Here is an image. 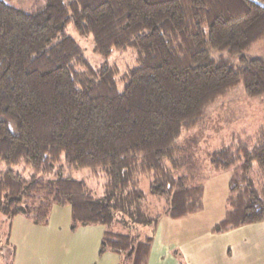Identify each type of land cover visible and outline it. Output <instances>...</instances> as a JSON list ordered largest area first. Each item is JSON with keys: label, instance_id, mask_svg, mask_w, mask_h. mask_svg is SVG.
Masks as SVG:
<instances>
[{"label": "trees", "instance_id": "trees-1", "mask_svg": "<svg viewBox=\"0 0 264 264\" xmlns=\"http://www.w3.org/2000/svg\"><path fill=\"white\" fill-rule=\"evenodd\" d=\"M255 2L264 5L44 0L26 12L0 0V163L31 171L29 179L0 171V217L44 225L52 206H68L72 230L104 227L100 254L146 264L162 217L203 210L200 133L183 134L238 86L264 100V55L254 53L264 43V9ZM68 25L90 35L100 56L135 50L139 66L123 75L122 93L115 69L94 70L65 34ZM62 158L69 171L99 168L102 197L64 176ZM207 163L209 172L230 171L224 215L211 233L264 222V124L252 135L231 134ZM147 196L164 203L159 214Z\"/></svg>", "mask_w": 264, "mask_h": 264}, {"label": "rangeland", "instance_id": "rangeland-1", "mask_svg": "<svg viewBox=\"0 0 264 264\" xmlns=\"http://www.w3.org/2000/svg\"><path fill=\"white\" fill-rule=\"evenodd\" d=\"M4 1L26 12H35L44 3V0ZM65 34L70 36L81 48L85 59L94 70H98L102 66L115 69L117 90L122 93L124 88L123 75L129 69L139 66L136 61L135 50L132 48L112 50L108 56L103 57L95 52L93 38L90 35L79 36L71 25L66 27ZM58 39L59 36L54 39V42ZM254 53L264 55V43L257 45ZM216 105L209 110L208 118L200 128L183 134L184 137H191L200 133L195 152L196 158L202 162L203 167L199 172V177L202 179L201 183L204 186L203 211L199 212V216L206 218L207 214H210L213 219L222 217L224 214L230 177L228 173L230 171L209 172L207 154L218 148L221 142L228 140L231 134L242 137L252 135L259 126L264 124L263 98L247 97L241 86L234 88ZM61 161L60 166L64 170V176H70L76 181L84 182L92 196L95 198L102 197L104 177L99 168L95 171L90 168L69 171L64 167L63 158ZM5 170L19 173L26 179H29L31 175L30 169L23 165L7 166L0 163V171ZM140 187L145 193L147 192L148 183L145 178L142 179ZM147 197L149 198H147V208L150 212L159 214L164 208V203L153 197ZM51 210L53 213L48 226L36 225L37 231L35 232H33V228H29L27 225H19L14 227L11 234L9 233L8 219L0 217V264H53L54 261L58 260L62 246L66 244V238L68 239L67 243H75L76 239L72 237V229L69 226L71 222L70 208L68 206L64 208L52 206ZM1 218L3 219L1 220ZM195 218L197 217L191 219L194 220ZM254 224L248 229H234L220 233L222 235L212 234L220 235L212 238L207 237L200 229L193 234L192 241L187 238L180 239L189 245L188 249L184 247L181 253L184 258L190 259L188 260L190 264H197L198 262L205 264H253L255 258L260 257L259 260L264 258V239H256V236H261L264 233L262 231L264 225H262L263 223ZM180 229H184L183 226ZM43 232H45L46 241L43 238ZM193 249L197 250V253L202 252V254H197L196 257V254L193 255L194 253H192ZM247 252H252L254 256L256 255L255 258L253 255L250 256V253L246 255Z\"/></svg>", "mask_w": 264, "mask_h": 264}, {"label": "crops", "instance_id": "crops-1", "mask_svg": "<svg viewBox=\"0 0 264 264\" xmlns=\"http://www.w3.org/2000/svg\"><path fill=\"white\" fill-rule=\"evenodd\" d=\"M228 175H230V172ZM52 213V210H50L48 222L43 226H48L49 221L52 218ZM200 213L186 216L177 220L161 218L158 221L153 235V240L150 246V252L146 264H190V262H188L190 259L184 258V255L181 253V250H183L184 247L188 249L187 247L189 245H187V243H185L183 240H180L181 238H187L189 241H192L191 237L200 229H202V233H205L209 238L222 235H212L213 233H211V229L223 218L224 214L222 217L213 219L212 215L210 214H207L206 218L202 216L200 217ZM193 217L197 218L193 220L191 219ZM2 219L3 218H1V220ZM8 221L9 233L11 234L14 227L16 228L19 225H27L29 228H33V232L37 231L35 228L36 225L23 216H16ZM262 223L259 224L264 225V222ZM252 225L255 224L244 225L236 228V230L243 228L248 229L249 227H252ZM69 226H71V222ZM181 226H183L184 229H180ZM262 231L264 232V228H262ZM103 232L104 228L100 225L79 226L75 230H72V237H75L76 239L75 243H67L68 239L66 238V244L62 246L60 256L58 257V260L54 261L53 264H119L120 257L117 254L111 252H104L100 254V241ZM43 235V238L46 241L45 232H43ZM257 238L264 239V233L261 236H256V239ZM192 253H194L193 255L196 254V257L197 254H202V252L197 253V250L194 249ZM248 253L250 252L245 254L247 255ZM251 255H253L254 258L256 256H254L252 252L250 253V256ZM259 259L260 257H258V259L255 258L252 263L264 264V258H262V260ZM199 263L205 264L201 262H198L197 264Z\"/></svg>", "mask_w": 264, "mask_h": 264}, {"label": "water", "instance_id": "water-1", "mask_svg": "<svg viewBox=\"0 0 264 264\" xmlns=\"http://www.w3.org/2000/svg\"><path fill=\"white\" fill-rule=\"evenodd\" d=\"M256 5L260 6L262 9H264V5L259 3V2H255Z\"/></svg>", "mask_w": 264, "mask_h": 264}]
</instances>
